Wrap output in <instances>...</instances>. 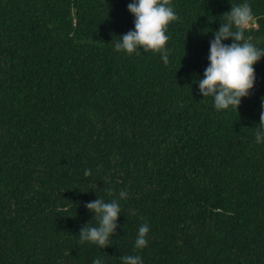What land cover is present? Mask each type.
Returning <instances> with one entry per match:
<instances>
[{
	"label": "trees",
	"instance_id": "trees-1",
	"mask_svg": "<svg viewBox=\"0 0 264 264\" xmlns=\"http://www.w3.org/2000/svg\"><path fill=\"white\" fill-rule=\"evenodd\" d=\"M132 2L0 0V264H264V57L238 112L198 84L231 5L251 6L264 49V0H171L167 66L109 44ZM121 190L110 246L81 244L85 203Z\"/></svg>",
	"mask_w": 264,
	"mask_h": 264
},
{
	"label": "clouds",
	"instance_id": "clouds-1",
	"mask_svg": "<svg viewBox=\"0 0 264 264\" xmlns=\"http://www.w3.org/2000/svg\"><path fill=\"white\" fill-rule=\"evenodd\" d=\"M171 0H133L128 4V11L134 16V30L118 36L119 39L111 41L114 50L127 54L137 53L138 49L144 52L160 53L161 60L167 66L169 52L166 34L168 25L179 19L173 8ZM224 22L219 30L213 33L214 39L210 41L209 66L204 71L203 79L198 81L199 91L204 98L212 97L217 111L227 110L230 107L238 112L241 100L251 94L254 88L256 75L254 65L264 57V49L258 48L245 32L254 21L252 8L248 3L231 5L229 12L224 13ZM231 39V44L223 41ZM255 142L264 141V103L261 105L260 122L255 132ZM92 170L85 169L84 175L90 176ZM109 195L113 190H108ZM117 198L105 202L101 198L85 203L84 207L94 213L91 222L81 227L80 243L90 242L99 248L109 247L111 238L115 235L117 219L121 214L119 200L127 199L125 190L116 194ZM150 226L147 222L140 225L135 240V249H143L148 245ZM122 264H143L138 255L121 256ZM92 264H101L96 258Z\"/></svg>",
	"mask_w": 264,
	"mask_h": 264
}]
</instances>
